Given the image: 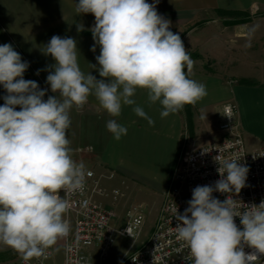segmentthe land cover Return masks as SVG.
I'll return each instance as SVG.
<instances>
[{"label":"clouds","instance_id":"clouds-1","mask_svg":"<svg viewBox=\"0 0 264 264\" xmlns=\"http://www.w3.org/2000/svg\"><path fill=\"white\" fill-rule=\"evenodd\" d=\"M157 3L78 0L77 15L95 17L91 51L99 46V67L91 65L101 78L81 70L74 38L53 35L44 46L55 61L46 77L55 95L47 99L48 89L24 79L29 63L12 44L0 45V85L7 93L0 106V245L17 252L25 264L71 231L65 219L69 197L83 190L88 175L83 162L72 158L67 130L73 107L83 108L94 96L112 117L107 130L119 140L127 128L116 118L124 106L136 105L138 89L147 90L150 103H160L162 118L207 95L206 85L186 74L185 67L191 72L194 62L181 36L170 30L171 21L158 13ZM133 112L154 125L142 107ZM215 159L220 179L196 186L182 214L175 209L176 238L188 249L189 264H257L264 256V200L257 205L234 199L245 187L249 169L240 160ZM214 192L229 195L220 201ZM125 231L133 237L131 224ZM245 246L254 251L245 252Z\"/></svg>","mask_w":264,"mask_h":264},{"label":"crops","instance_id":"crops-1","mask_svg":"<svg viewBox=\"0 0 264 264\" xmlns=\"http://www.w3.org/2000/svg\"><path fill=\"white\" fill-rule=\"evenodd\" d=\"M259 1L263 6L264 0ZM146 2L151 4L154 0ZM76 3L78 0H0V45L12 44L22 60L29 63L24 79L34 80L41 89H48L44 99L55 95L46 83L49 71H54L51 66L55 61L44 53V46L53 35L74 38L81 70L101 78L92 67H99L95 57L100 53L99 46L95 53L91 51L94 40L90 29L95 17L90 13L77 15ZM247 7L248 0H158L157 11L171 21L170 30L179 35L183 30V43L190 40L186 51L199 55L200 59H192L191 72L187 68L185 72L190 79L206 85L207 95L191 105L189 129L182 109L162 118L160 103H150L147 90L138 89L133 97L136 105L124 106L116 118L127 128V134L119 140L107 130L106 123L112 117L94 96H89L83 108L73 107L67 130L72 158L93 171L101 179L102 188L106 173L115 172L126 191L128 187L135 189V196L146 189L158 190L163 198L182 143L192 150L221 140L218 129L221 106L231 102L239 109V103L245 104L244 99L251 98V92L245 88L253 90L232 80H255L264 85V23H226L215 16L216 11L248 13ZM192 21L201 24L188 30L186 27L193 25ZM261 64L263 68L257 72ZM5 95L6 90L0 85V106ZM137 105L151 117L154 125L150 126L146 119L133 112ZM237 121L242 135L239 111ZM132 193L126 195L133 196ZM97 200L105 205L101 198ZM6 252L15 258V264L22 259L11 248ZM1 264H13V261L4 260Z\"/></svg>","mask_w":264,"mask_h":264},{"label":"built area","instance_id":"built-area-1","mask_svg":"<svg viewBox=\"0 0 264 264\" xmlns=\"http://www.w3.org/2000/svg\"><path fill=\"white\" fill-rule=\"evenodd\" d=\"M238 108L228 102L221 106V120L218 125L222 138L218 142L180 151L174 167L169 175L167 188L164 193V202L161 207L156 226L149 240L139 249L131 253L119 264H189L186 259L189 252L182 241L176 238L175 209L183 213L188 207L192 190L196 186L214 185L220 179L217 171L219 164L216 157L236 159L247 166L246 185L234 199L245 204H259L264 200V146L260 149L248 151L245 147L237 121ZM223 114V115H222ZM86 179L82 191L70 195L71 208L65 214L70 222L71 231L66 238L60 239L63 246L62 264H91L89 250L97 248L99 255H105L112 245L115 236H121L135 243L141 233L144 216L140 206H133L125 212V222L122 226L114 224V214L97 198H110L113 202L123 196L118 190L110 193L100 186V178L93 171L86 169ZM114 174L109 172L105 179H113ZM63 195V193H61ZM227 193L214 192L213 196L224 201ZM238 227L239 217L234 218ZM139 220L140 224L135 225ZM133 226V237L125 229ZM48 248L40 258H33L27 264H49L53 248ZM245 252L253 249L245 246ZM257 264H264V256ZM18 264H25L21 259Z\"/></svg>","mask_w":264,"mask_h":264},{"label":"rangeland","instance_id":"rangeland-1","mask_svg":"<svg viewBox=\"0 0 264 264\" xmlns=\"http://www.w3.org/2000/svg\"><path fill=\"white\" fill-rule=\"evenodd\" d=\"M258 1L248 0V13L216 11V19L224 20V22L226 23H237L242 21L251 23H264V3L262 6L260 4V1ZM192 23L193 25H187L186 28H188V30L201 24H194V21H192ZM182 34L183 30L180 33L181 37ZM189 43L190 40L188 39L184 44L185 48ZM190 58L194 59L192 57ZM262 68L263 65H259L257 72H260ZM239 81L240 80L238 79L232 80V82L234 83H237ZM246 82L247 83L245 84L241 83V86L250 87V89L253 88V90L245 88L246 91H248L249 93L251 92L250 97L252 99H244L245 104L239 103L238 111L242 125V136L247 150L248 148L260 149L262 146H264V85H261V81L257 82L255 80H246ZM249 82H251L252 85H249ZM198 144H200V141L198 142ZM184 150L187 151L189 149L182 143L179 152ZM108 173L109 172H107L106 174ZM113 174V179H105L102 181L105 186L103 188L109 193L113 190H118L123 194V196L119 197L115 202H113L110 198H104L102 199V201L106 205L105 207L114 214V224L116 225V227L122 226L125 222V212L133 206H140L142 208L144 224L141 233L135 243H132V240L128 238L115 236L112 245L107 249L105 255L100 256L97 248L90 249L89 253L91 264H119L123 262L131 253L143 246L149 240L153 229L156 226V222L164 202V195L162 198V195L158 190H141V194L139 195L140 197L135 196V189L131 190L126 185L128 187V191H126L125 184L123 185L122 181L119 182L118 175L115 172ZM131 191H133V196H127L126 194H129V192ZM8 248L9 247L7 246L0 245V264L4 260L13 261V264L16 263L15 258L12 257L9 252H6V249ZM62 257V241L58 240L53 248L52 257L49 260V264H62Z\"/></svg>","mask_w":264,"mask_h":264},{"label":"trees","instance_id":"trees-1","mask_svg":"<svg viewBox=\"0 0 264 264\" xmlns=\"http://www.w3.org/2000/svg\"><path fill=\"white\" fill-rule=\"evenodd\" d=\"M190 57H192L194 59H198V58L200 59L199 55H197V54H190ZM186 68L187 67H185V71H186ZM241 83L245 84L247 82H246V80H240L239 84H241ZM248 84L252 85L251 82H249ZM182 110L186 116L187 126L190 129L191 128V105H185Z\"/></svg>","mask_w":264,"mask_h":264}]
</instances>
